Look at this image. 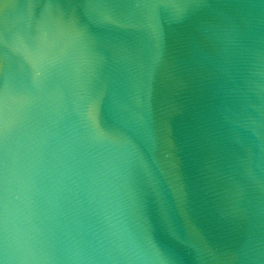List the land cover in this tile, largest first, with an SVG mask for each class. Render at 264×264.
Here are the masks:
<instances>
[{"label": "water", "instance_id": "obj_1", "mask_svg": "<svg viewBox=\"0 0 264 264\" xmlns=\"http://www.w3.org/2000/svg\"><path fill=\"white\" fill-rule=\"evenodd\" d=\"M0 264H264V0H0Z\"/></svg>", "mask_w": 264, "mask_h": 264}]
</instances>
